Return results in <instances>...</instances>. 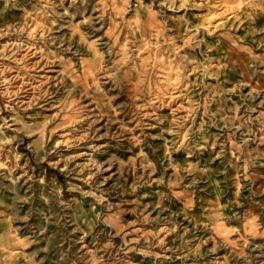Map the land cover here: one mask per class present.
<instances>
[{"label": "rangeland", "instance_id": "1", "mask_svg": "<svg viewBox=\"0 0 264 264\" xmlns=\"http://www.w3.org/2000/svg\"><path fill=\"white\" fill-rule=\"evenodd\" d=\"M0 264H264V0H0Z\"/></svg>", "mask_w": 264, "mask_h": 264}]
</instances>
